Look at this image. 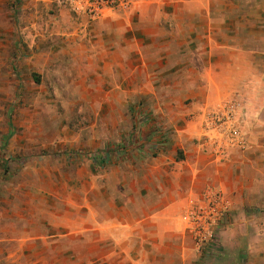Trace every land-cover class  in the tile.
Masks as SVG:
<instances>
[{"label":"rangeland","instance_id":"1","mask_svg":"<svg viewBox=\"0 0 264 264\" xmlns=\"http://www.w3.org/2000/svg\"><path fill=\"white\" fill-rule=\"evenodd\" d=\"M236 5L227 26L263 69L264 0ZM65 8L57 0H0V264H131L122 261L134 251L123 244L131 225L124 235L98 224L131 193L137 173L148 178L157 147L177 146L163 124L174 104L133 100L129 86L102 83L77 63L79 16ZM245 8L253 20L240 19ZM262 82L264 90V69ZM138 109L160 129L156 141L136 128Z\"/></svg>","mask_w":264,"mask_h":264},{"label":"crops","instance_id":"2","mask_svg":"<svg viewBox=\"0 0 264 264\" xmlns=\"http://www.w3.org/2000/svg\"><path fill=\"white\" fill-rule=\"evenodd\" d=\"M235 6L236 0H136L96 19H74L75 61L84 69L102 83L111 78L129 86L133 100L174 104L163 110V124L177 146L157 147L161 152L150 159L148 178L137 173L131 193L117 197L116 208L98 224L117 225L114 232L124 235L131 225L133 236L122 239L134 251L122 256L124 262L264 264V68L253 66L249 46L227 26ZM251 15L245 8L240 19L253 20ZM152 85L160 89L142 92L141 86ZM230 98L243 103L240 125L247 144L220 156L205 142L206 111ZM131 112L136 128L156 141L160 129L142 110ZM208 186L224 192L231 208L217 245L200 254L185 215Z\"/></svg>","mask_w":264,"mask_h":264},{"label":"built area","instance_id":"3","mask_svg":"<svg viewBox=\"0 0 264 264\" xmlns=\"http://www.w3.org/2000/svg\"><path fill=\"white\" fill-rule=\"evenodd\" d=\"M77 16L96 19L109 10L126 9L136 0H57ZM243 103L239 98H230L214 111L206 114L205 123L210 130L205 142L214 152L224 156L229 147H246L245 134L240 118ZM231 208L229 198L217 187L208 186L194 198L186 211V219L193 236L196 250L206 254L217 245V233Z\"/></svg>","mask_w":264,"mask_h":264},{"label":"trees","instance_id":"4","mask_svg":"<svg viewBox=\"0 0 264 264\" xmlns=\"http://www.w3.org/2000/svg\"><path fill=\"white\" fill-rule=\"evenodd\" d=\"M119 149H118V147L116 146V147H114V152L115 153H118L117 151H118ZM103 155H98V157H95L94 159L96 160V161H98V160H102V158L104 159V157H102ZM105 158H106V156H105Z\"/></svg>","mask_w":264,"mask_h":264}]
</instances>
